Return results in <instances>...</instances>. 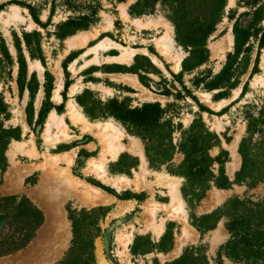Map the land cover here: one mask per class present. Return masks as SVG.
<instances>
[{"label":"rangeland","instance_id":"rangeland-1","mask_svg":"<svg viewBox=\"0 0 264 264\" xmlns=\"http://www.w3.org/2000/svg\"><path fill=\"white\" fill-rule=\"evenodd\" d=\"M230 1L226 0L215 32L198 48L178 41L173 11L165 0L156 3L153 0H0V46L5 45L10 54V59L0 62V100L6 108L0 118L6 129L21 128L20 140L13 139L5 153L8 167L0 176V203L3 204L0 264H59L72 247V214L84 210L87 217L81 220L86 230L82 234H96L97 225L101 230L94 241V264H155L156 260L165 264L180 257L186 248L199 245L207 247V256L214 264L217 251L230 237L227 218L223 217L215 229L202 232L200 226L209 224L203 217L236 198L264 203V181L255 184L245 178L242 183L236 182L244 165L243 143L246 152H256L259 145L264 148L262 134L251 132V125L264 128V48H260L261 35L257 34L264 28V19L255 21L251 15L243 16L251 9L239 0H232L231 4ZM259 7L264 14V0L259 2ZM125 10L128 14L124 17ZM17 14L21 21L15 23L11 18ZM135 17L162 19L170 25L169 35L176 42L175 51L185 56L182 71L177 73L172 69V64L155 45V40L167 33L164 26L138 29L133 23ZM106 19L113 24L112 32L101 30L96 39L89 40L77 52H70L68 40L80 33L91 36ZM237 23L249 30L250 38L236 54L233 29ZM230 29L233 45L227 49L224 39ZM100 40L109 48L139 52L130 65L112 61L111 57L122 55L114 51L103 53L102 65L87 67L90 56L82 58V55ZM21 58L26 67L23 89L19 84ZM153 58L160 67L153 63ZM229 64L232 68L227 82L218 89L208 88ZM118 76L128 78L119 80ZM147 93L161 98L145 101ZM112 100L130 109L149 103L161 106L165 111L163 122H170L174 128L172 140L176 151L169 163L153 168L142 138L109 115ZM71 105L81 109L92 124L90 129L82 123H73L69 115ZM53 114L61 116L68 127L64 133L59 128L47 132ZM105 122L119 125L127 137L138 140L146 161L143 167L138 156L125 151L116 161L106 164L107 175L134 180L137 174L143 180L142 189L110 178L101 180L91 170L103 155L94 135L95 126ZM193 124L197 126L196 131L204 124L218 136L220 142L209 154L216 158L222 151L227 152L223 168L232 182L229 189L212 184L200 199L190 189H186L187 197L184 196L186 179L180 175V166L185 161L180 144ZM126 136L123 144L128 146ZM131 164L135 166L131 168ZM220 167L215 163L216 174ZM147 171L177 178L186 218L183 212L178 214L172 206L166 207L171 203L169 189L153 184L155 179ZM68 178L73 180V187L67 186ZM6 198L15 200L3 203ZM23 200L40 211L43 223L28 243L20 247L21 240L28 238L26 232L31 230L18 215L17 207ZM166 233L173 238L169 253L155 250L134 255V244L145 248L150 240L156 245ZM225 264L237 263L225 259Z\"/></svg>","mask_w":264,"mask_h":264},{"label":"trees","instance_id":"trees-1","mask_svg":"<svg viewBox=\"0 0 264 264\" xmlns=\"http://www.w3.org/2000/svg\"><path fill=\"white\" fill-rule=\"evenodd\" d=\"M160 0H153L154 3ZM173 11V23L176 28L177 39L184 45H191L200 48L208 36L215 32L221 22V13L226 6V0H165ZM262 0H239L240 3L248 6L250 12L243 16H253L255 21L264 19L263 9L257 8ZM31 10L33 8L30 7ZM233 19V17H231ZM233 32L237 44V51L246 45L250 38V32L236 24ZM260 48H264V28L258 30ZM10 59V54L5 45L0 46V62L2 59ZM185 61L183 62V65ZM19 84L24 88L25 61L21 58ZM232 64H229L213 81L208 84V88H221L224 82L230 77ZM34 81V77L32 79ZM31 93H34L33 87ZM49 89L46 88L48 94ZM6 108L0 100V116L5 113ZM164 110L157 103H149L141 108L130 109L112 100L108 106L109 115L131 128L134 134L142 138L146 155L153 168H160L169 163L175 154L176 147L173 144L172 136L174 128L170 122H163ZM197 130L196 125H192L184 134L180 149L185 155V161L180 166V175L186 179V186L183 188L184 196L187 197L186 189L198 197L202 198L204 193L214 184L221 189H229L232 182L226 176L223 168V157L227 152L222 151L216 158L211 157L209 151L218 145L219 138L209 131L204 124ZM251 132L261 133L264 137V128H258V124L251 125ZM21 128L9 127L6 129L0 118V176L7 167L8 161L5 156L6 151L13 139L20 140ZM256 152L245 151L244 143L241 147L244 165L237 174L236 182L242 183L245 178L252 182L264 181V148L261 145ZM215 163L221 165L218 174L214 172ZM133 168L135 165H129ZM15 198H6L3 203L13 202ZM3 204L0 203V209ZM18 215H21L24 222L31 227L25 236L28 238L21 240L20 247L25 246L33 237L37 227L43 223V216L39 210L31 207L27 200H23L17 207ZM24 211L26 213L24 214ZM74 238L72 247L63 261L59 264H94L95 251L94 241L100 234L97 225V233L91 236L83 235V220L87 217V212H73ZM227 218L226 229L230 235L228 241L217 251L213 259L214 264H225V259L237 264H264V203L254 204L248 201H241L236 198L228 202L223 208L214 211L203 217V221H209L208 225L200 226L202 232L213 230L217 227L222 218ZM172 236L166 233L162 236L158 244H153L150 240L146 242L145 248H139L137 244L133 246L134 255H146L158 250L161 253H169L173 248ZM137 243V242H136ZM155 264H160L157 260ZM165 264H211L207 256V247L203 245L190 246L183 254Z\"/></svg>","mask_w":264,"mask_h":264},{"label":"bare ground","instance_id":"bare-ground-1","mask_svg":"<svg viewBox=\"0 0 264 264\" xmlns=\"http://www.w3.org/2000/svg\"><path fill=\"white\" fill-rule=\"evenodd\" d=\"M133 1L134 0H131V2H133ZM231 3H232V0L230 1V4ZM127 14H128V12L125 10L123 12V16L125 17V16H127ZM11 19L15 23L21 21V17L19 14L13 16ZM133 23L138 29L156 28L159 26H164L167 33L165 36L156 39L155 45H157V48L160 50L161 54L166 59H168L170 64H172V69H174L177 73L182 71V62H183L185 56L183 54L177 53L175 51L176 42H175L174 38L171 35H169V30L171 29V27L167 22H164L162 19H156L153 17H146L144 19L135 17ZM113 28L114 27H113L112 22L109 19H106L100 25V27H98L96 29V32L94 34H92L91 36H89L90 34L88 35L86 33H80V34L72 37L67 42V45L69 47L70 52H77L80 48L84 47L89 40L96 39L99 36V33L101 30H104L105 32H112ZM233 38H234V36L232 34V29H230L229 33L227 34L226 38L224 39V43L227 44L226 46H224L225 48L228 49L230 46L233 45ZM105 40H107V39H105ZM106 45H105L104 40H100L95 45L89 47L86 52H84V54L82 55V58H88L90 56L87 60V63H86L87 67L102 65L103 53L107 52V54H108L110 52L113 53L114 51H120L122 55L111 57L110 59L112 61H114L118 64L130 65V64H132L134 58L136 57V55L139 52L137 50L122 49L121 47H117V48L116 47L115 48L110 47L109 48ZM151 57H153V56H151ZM152 60H153V63L155 65H157L159 67L161 66L160 63H158L157 59L153 58ZM107 62H108V60H107ZM124 78L126 79L128 77L123 76V77H119L118 79L124 80ZM128 80H130V79H128ZM160 98L161 97H157L156 95H154L152 93H147L144 97V100L145 101H153V100H159ZM57 99L58 100L60 99L59 95H57ZM69 115L71 116V120L73 121V123H75V124H78V123L81 124L82 123L86 127V129L91 128L92 124L87 121L86 116L83 114L81 109H79L76 105H71V110H70ZM66 127L67 126L64 123L63 119L61 118V116H56L55 114H53V116L49 119V122L47 125V132L50 131L52 128H59L60 131L62 133H64L66 130ZM95 127H96V130H95L94 135L98 139V141L100 142V144L102 146L103 155L101 154L102 159L100 162L93 163L91 170H93V171L95 170L97 172V174L99 175V177L101 178V180L102 179L106 180L107 178H110L107 175L108 173H106V164L108 162L116 161L118 159V157L122 153H124L125 151L131 152L135 156H138L141 159L142 166L145 167L146 161H145L144 153H143L142 149H140V147L138 146L139 145L138 140H136L134 137H131V136L127 137L125 135L124 130L121 127H119V125H117L113 122L100 123V124L96 125ZM125 136L127 138H129L128 139L129 140L128 146L123 144ZM69 165L70 166L72 165V161L69 162ZM68 172H70V171H68ZM146 174L150 175L151 177H153L155 179L153 184L162 185V186H165L169 189V196L171 198V203H170V205H166V207L172 206L174 208L173 211L178 213V214H181L183 212L184 217L186 218L185 213L183 211V199L181 197V194L179 193V187H178V183H177L178 181H176L177 178L175 179L174 177H172L168 174L161 173V172H149V171H147ZM68 176H69V174H68ZM110 179L115 181V182L119 181V182H124V183H126V182L131 183L137 189H142V186H143V180L141 179V176H139L137 174H136L134 180H130V179L126 178L125 176H120L117 179H114V178H110ZM111 180H109V181H111ZM81 185H83V184H81ZM67 186L73 187V180L71 181L68 178L67 179ZM151 187H152V185H151ZM93 190L95 191L96 194L102 195V193L99 190H97V189H93ZM87 191H89V190L87 189ZM152 213H154V212H152ZM152 216H154V215H152ZM157 235H160V234L158 233ZM180 249H181V247L178 249V251Z\"/></svg>","mask_w":264,"mask_h":264},{"label":"crops","instance_id":"crops-1","mask_svg":"<svg viewBox=\"0 0 264 264\" xmlns=\"http://www.w3.org/2000/svg\"><path fill=\"white\" fill-rule=\"evenodd\" d=\"M118 78H119V76H118ZM180 247L182 248L183 246L181 245V246H179V248H180ZM179 248H178V249H179ZM174 250H175V249H174ZM174 250H173V251H174ZM172 253H173V252H172Z\"/></svg>","mask_w":264,"mask_h":264}]
</instances>
